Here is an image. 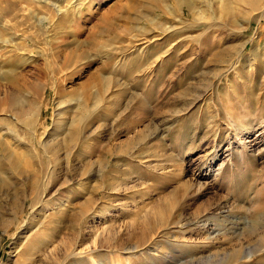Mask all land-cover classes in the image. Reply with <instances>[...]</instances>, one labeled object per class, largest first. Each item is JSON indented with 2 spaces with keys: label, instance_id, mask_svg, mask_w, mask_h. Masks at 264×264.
<instances>
[{
  "label": "rangeland",
  "instance_id": "obj_1",
  "mask_svg": "<svg viewBox=\"0 0 264 264\" xmlns=\"http://www.w3.org/2000/svg\"><path fill=\"white\" fill-rule=\"evenodd\" d=\"M56 2L63 11L59 23L39 45L41 30L0 12V45L11 41L3 57L0 46L2 68H8L6 59L23 62L13 48L26 46L21 50L35 59L20 73L27 84L41 79L47 85L37 135L0 113L4 131L35 158L0 152V264H184L193 254L219 257L234 250L245 253L221 264H264V7L237 14V26L227 22L207 34L184 6L179 12L186 20L169 44L157 32L146 51L131 53L135 46L122 42L117 46L127 56L108 61L103 77L96 74L102 62L79 61L98 55L99 17L126 0ZM167 3L175 6V0ZM212 41L217 48L207 52ZM90 43L95 48L81 57ZM233 46L243 50L235 54ZM223 50V58L215 57ZM64 60L72 77L59 80L66 90L57 93L51 71ZM90 78L87 90L97 99L87 108L76 90ZM6 88L0 86V97ZM28 90H15L16 104ZM40 140L51 147L45 151ZM181 207L182 222L168 223L138 246L145 234L131 236L137 219L158 208L178 215ZM199 213L206 221L196 225ZM111 232L125 249L107 246Z\"/></svg>",
  "mask_w": 264,
  "mask_h": 264
},
{
  "label": "bare ground",
  "instance_id": "obj_2",
  "mask_svg": "<svg viewBox=\"0 0 264 264\" xmlns=\"http://www.w3.org/2000/svg\"><path fill=\"white\" fill-rule=\"evenodd\" d=\"M70 5H72V3ZM184 6H186L191 11V13L194 15L193 17H194L195 23L193 21L192 22L196 24L195 26L202 25L205 32L209 34L210 31L218 27H226V26L228 27V23L231 25L233 24L237 26L238 22L236 20L239 17V15L237 14L243 13V15H246L253 11L262 10L264 7V0H212V2L210 0H175V6L168 4L167 0H126L124 4L116 3V5L113 6L109 11L101 15L102 17H99V19L102 21L103 26H104L103 30L99 34V38H97L99 40V43H95L97 45H100V48H98L99 50L98 52L100 54L98 53V55H93L90 57L84 56L86 53H88L89 49L95 48V46L92 45V43H90L87 46L88 49H86L84 52L79 54L81 57L84 56V58H81L82 59L81 62L79 61V66L90 65L96 61L102 62V67L97 71L96 74H99L105 77L106 75H104L103 69L108 68L107 62L110 61L116 54L117 56L118 54H121V56L126 55V54H123V52L119 50V47L117 46L118 44H122V42H126L128 46L129 45L135 46V49L131 53H135L137 51L142 52V51H146V49L149 47L148 45V42H150L149 40H152L154 36H157L160 34L162 35L160 39L161 40L165 39V41L169 44L171 42L170 39H172L170 37H173V35H176V32L178 30H181L182 28L181 25L183 24L182 21L186 20L183 18L184 16H182L183 13L181 14L179 12L180 10L184 12L183 11ZM42 7L49 8V11L47 14L42 12ZM140 7H143V10H139ZM132 11H134L135 13H132ZM158 11H165L169 15L176 16L178 18L176 20L178 21L174 23L171 21L172 19L167 18L166 15L157 13ZM0 12L3 13L4 16L9 17L11 21L17 20L18 22L23 23V25L24 23L26 24L31 23L32 27H37L38 30H41V32L37 33V36H35L36 42L39 45V43L42 42L44 37H46L44 38L45 43H48L49 41L48 37L50 36L49 33L51 32L52 29H55V27L57 26V23H59L58 17H59V14L63 11H62V7L60 6L58 2H56V0H0ZM144 19L146 20V24L140 25V21ZM124 20L126 23H131V25H128L125 28H122L125 25H121L120 22ZM183 27L185 28V26ZM156 32L158 34L154 35ZM44 33L46 34V36L43 37ZM208 38L209 37H207V39ZM142 40L143 42L140 44L143 45V47H139L136 44V42H139ZM1 41H3V44L2 46L1 45L0 46L1 48L4 47L3 49H5L4 53L1 54V57H3L5 54L8 53V51H10V50H7L6 47L10 46L8 44L11 41L9 39H1ZM75 41H76L75 43L79 44L77 39H75ZM212 43L213 41L210 43L211 45L208 43L209 46L205 48L207 52H212L214 51V48H217V46L215 47V45H213ZM216 45L218 44L216 43ZM233 47L237 49V46L236 47L233 46ZM13 49L14 50L19 49V51H21L19 52L17 50V52H19L18 53L19 56L23 58V62L19 63L17 60L13 58L6 59V60L4 59L5 61H4L3 66L6 63V66L8 67L7 69H3L2 65L0 64V78L2 79L0 80V86L2 85L5 88L6 87L8 88V89L6 88L5 90L7 94H4V96L0 97V113L11 115L12 118L15 119L16 122L23 124L27 128L29 127L28 129L32 132L34 131V134L37 135L38 130L36 126L38 125L40 114H41V111H40L41 106L39 104V98H40V93L42 89H45L47 85L45 86V84L42 83L41 79H35L34 81H31V83L27 84L24 78V74H21L19 70L23 67V64H26L27 62H31L32 59L34 60L35 54L26 55V52L24 53V51L21 50V49L26 50L27 49L26 46L15 47ZM239 50L240 49H237V51L235 50V54H240L241 50H243V47L241 48L240 51ZM36 52H37V56L45 55L44 51L38 50ZM226 53H227V50H223L220 53L218 51L215 57L223 58ZM75 55H78V54L76 53ZM70 63H71V60H70ZM148 68L149 67H146L145 69L149 71L151 68H153V66L150 69ZM143 70H140V71L144 73L145 70L144 71ZM51 74H53L54 83H56L55 85L57 88L56 89L57 93L59 92L58 90L65 91L66 87L62 85L63 86V89H62L60 88V86H58L60 83L59 80H61L64 83L65 81H67L68 77L69 78L72 77V65L67 64V61L64 60L62 64H57L56 66L53 67ZM99 75L94 74L93 77H97L96 79H98ZM90 80H92V78H90L87 82L82 83L81 87L76 90V92L78 91L77 93L81 95L78 98L79 101L78 100L77 101L80 102L81 104L82 102H84V105L87 108L91 106L94 99H97V96H96L97 92L90 93V91L87 90L89 88ZM23 85H27V88L29 89L28 95L24 103L18 105L14 101L13 95H15L14 94L15 90H17ZM70 88H72V86ZM62 102L63 101H60L59 104H62ZM70 138L73 139L74 138L73 135H71ZM52 140L53 141L56 140V137ZM39 143L42 147H45L43 148L45 150L51 142L49 143L48 141L40 140ZM20 145L21 143L19 142V140L15 139L14 136H11L9 132L4 131V129L0 125V152L5 150V152L8 151L11 154H14V153L15 154L20 153L22 155L26 154V155H30L31 158L33 157V159H35L34 154H33L34 151L31 150L29 146L27 147V146H22V145L20 146ZM14 147L15 148L19 147L18 149H22V151L17 152L16 150H14ZM50 147H51V144H50ZM65 150H68V149H65ZM49 153H52V152L49 151ZM34 163L35 165H37L36 164L37 162L34 161ZM41 168L42 167H40V163H39V169L41 170ZM176 195L177 194L175 192L174 193L175 199H173V201L171 202V207L175 206V204L177 203L178 197H176ZM26 196H23V200H25ZM20 199L22 200V195L17 197V200H20ZM262 205L264 206V200L262 201ZM87 207H89V204L86 203L84 205V209H86ZM181 208L178 209L180 211L178 215L177 214L172 215V213L168 214V212H165L166 208L165 209L158 208L154 211L152 216L146 215V216H143L137 219L138 223L134 225L131 231V236H134V239H135V237H137L138 235H141L139 234L140 232H142V234H145L144 239L142 237L140 238V239H143L144 241L143 242L141 241V243L138 244V246H141L142 244H144L148 240L147 238L149 236H152V234L157 229L167 226L168 223L170 222L172 223V221H174V223L175 221L180 222L181 214L183 212V208L182 209ZM83 210L80 211V214L84 212ZM202 216H201V213L198 214V219L194 220V223L196 225L204 222L205 219ZM176 218L178 220H176ZM110 234H111V237L107 238L108 239L107 246H110L111 248H115V249H125L126 248V246H124V244L126 243L120 236H115L114 235L115 233L113 232H111ZM191 247H192L191 248L192 251H194L195 248L193 250V246ZM128 250L132 252L134 251L132 249H128ZM244 253H245L244 250H241V251L234 250L226 254L225 256L222 255L219 257H211L208 255V257H202V256L198 257L197 256L198 258H195V256H193L194 254L193 255L191 254L192 257L188 254L191 257L190 261H187L184 264H221L222 262H227V261L233 262L235 259L242 257Z\"/></svg>",
  "mask_w": 264,
  "mask_h": 264
}]
</instances>
